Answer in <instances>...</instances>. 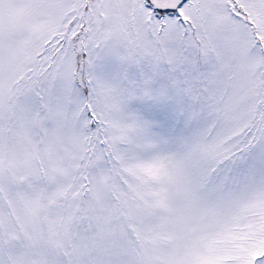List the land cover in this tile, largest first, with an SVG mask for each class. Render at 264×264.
Returning <instances> with one entry per match:
<instances>
[{"label":"snow or ice","instance_id":"1","mask_svg":"<svg viewBox=\"0 0 264 264\" xmlns=\"http://www.w3.org/2000/svg\"><path fill=\"white\" fill-rule=\"evenodd\" d=\"M0 264H264V0H0Z\"/></svg>","mask_w":264,"mask_h":264}]
</instances>
